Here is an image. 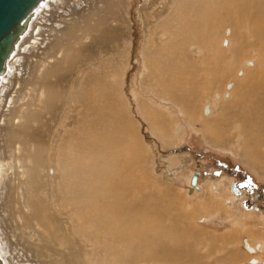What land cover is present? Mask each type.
Wrapping results in <instances>:
<instances>
[{"label":"rangeland","instance_id":"1","mask_svg":"<svg viewBox=\"0 0 264 264\" xmlns=\"http://www.w3.org/2000/svg\"><path fill=\"white\" fill-rule=\"evenodd\" d=\"M49 1L51 11L46 18L43 12L40 20L34 19L0 80V160L5 168L4 183L0 185V256L6 264L101 261L95 256L102 254L103 243H96L94 235L84 236L75 224L80 216L95 213L102 221L106 219V226L116 223L111 201L114 187L126 175L127 166L136 162V167L144 166L145 177L150 179L152 175L169 200L174 198L173 205L169 201V206L163 207L172 209L175 220L170 223L164 216L162 223V228L170 226L166 232L172 230L173 258L162 259L163 242L158 240L156 245L148 243L147 250L153 252L154 248L160 259L146 257L143 264H255L250 261L253 258L264 262L263 250L250 252L246 247L247 239L252 246L264 244V219L259 210L256 213L250 207L242 208L250 194L234 199L231 192V183L246 176L264 187V141L258 145L242 142L237 131L230 129L229 140L214 142L204 125L212 120L203 111L205 106L213 108V101H217L212 112L217 116L223 101L231 105L228 98L235 99L237 92L244 91L239 88L233 94L231 83L225 89L237 67L231 46L221 48L225 64L234 68L230 69L232 74L226 75L227 65L222 66V77H226L220 81L218 98L213 88L210 95L195 97L185 109L160 94L163 87L155 75H150L155 71L153 65L145 66L149 50L155 51L171 38L161 28L162 21L170 18L172 11H178L181 18H174L170 25L177 22L187 29L193 20L191 11L201 7L210 13L203 17L207 25L213 18L206 3L209 0ZM219 20L222 21L216 19L214 25ZM36 23L42 25L40 33L44 36L34 45L30 35ZM225 30L219 33L230 37ZM185 35L181 37L186 39ZM174 37L180 43L178 34ZM22 44L32 47L23 51ZM169 52L170 48L166 49L162 57ZM172 73L173 70L165 77L172 78ZM187 73H178L176 78H187ZM111 76L114 97L120 106L122 97L127 101L137 121L136 128L129 125L128 134L119 126L112 131L110 113H105L104 121L94 127L105 133L98 141L94 135L91 137L89 125L100 100L93 98L91 108L89 81L93 79L98 87L105 88ZM226 93L227 98H223ZM82 94L85 108L80 100ZM137 99L153 123L143 120ZM94 140V157L99 163L91 156ZM130 141L135 144L130 145ZM85 147L86 152L81 153ZM196 173L198 188L192 184ZM20 185L27 190V209L21 201ZM256 203L261 208L264 199ZM233 230L237 231L234 236ZM228 238L232 241H226ZM115 246L114 249H124L121 244ZM139 250L144 254V249Z\"/></svg>","mask_w":264,"mask_h":264},{"label":"bare ground","instance_id":"2","mask_svg":"<svg viewBox=\"0 0 264 264\" xmlns=\"http://www.w3.org/2000/svg\"><path fill=\"white\" fill-rule=\"evenodd\" d=\"M56 1L58 2L59 0ZM204 1H201V3L204 4ZM49 2L48 0H40L38 4L34 6L26 28L19 35L13 52L6 61L4 72L0 74V80L2 76L7 73L9 61L16 54L20 42L30 30L34 19L38 18L40 20V15L43 12L44 18H46L45 15H48L51 11L52 1L50 4ZM206 3L211 9V14L213 15V18L207 23V25L204 23L203 17H208L210 13L201 7L191 11L192 16L190 19L193 20L190 22V26H187L188 28L186 27L187 29L182 25H179L177 22H175L174 25H172V23L170 25V21H173L174 18H181V13L177 14L178 11H172L170 13V18L164 20V22L162 21L164 24L161 28H164V31L169 32L171 38L165 44L162 43L163 45L160 44L155 48V51L152 52L149 50L150 53L146 57L145 66L148 67L149 63L151 66L153 65L155 71H152L150 75H155L154 78L157 80L158 85L163 87L160 94H162L163 97H167L172 103L176 105L180 104V108L185 109L186 107H189V103L192 99L197 96L210 95V90L213 88L218 98V90H221L220 81L223 80L226 75L230 74V69L232 70V68H234L228 67L230 63L228 65L225 64V52L223 53L221 48L225 49L226 47L228 48L231 46L229 50L233 55L235 63L237 64H235V66L237 67L235 68V75L231 78L227 76L229 82L226 84L225 89H227V85H230L231 83L233 85L231 91L234 89L233 94H236V91L239 88L244 91L237 92V95H235L237 98L235 99L234 97L228 98L231 105H228L223 101L222 110L219 115H214L215 117L212 116V112L213 108L217 107L218 102L215 100L213 101L214 106L213 108L212 106H209L210 111H206L205 106L203 111H205L209 115L208 117L212 120L209 123H204V125L206 130L211 133L209 135L215 138L214 142L220 141L224 143L226 140H229L231 136L229 137L227 134L229 133V130L232 129L237 131L236 136L240 140L242 139V142L251 141L255 145H258V143L264 141V0H209L208 2L206 1ZM184 7L186 10L188 5H185ZM251 8L254 9L252 10ZM216 19H221L222 21L219 20L217 25H214ZM38 24L39 23L33 25L34 27H32L31 30L32 35H30L31 38H34L33 41L31 40L34 45L42 38L41 36H44V34L40 33L42 25L39 26ZM224 28L226 29L225 34L230 33V37L226 38L223 36L224 33H219ZM182 29H184V31ZM175 34H178L180 43L177 41L176 37H174ZM181 34H186L187 38L184 39L181 37ZM225 41H227L226 44H224ZM30 47H32V45L28 46V44H24L21 49L27 51ZM169 48V55L167 53V57H162L165 50ZM153 59L156 60L152 62ZM170 63H172L173 66H170ZM233 64L231 65L233 66ZM224 65H227V67H225L226 75L224 74L222 77V66ZM185 67H188V69L185 70ZM171 70L174 71L175 75L172 73V78L169 76L165 77V74H168ZM187 71L189 73H187V76L189 77L184 79L176 78V74L181 73L182 75ZM232 73L233 72H231V74ZM112 76L114 75L112 74ZM112 76L109 79L107 78V87L105 88L98 87L97 82L94 83L97 75L94 76V80L91 79L89 81L91 86V108L94 106L93 98H96L97 101L100 100L97 104L99 110L96 114L91 113L92 122L89 125V131L92 130L91 137L93 138L94 135L93 139L98 141L103 140L105 133H99L94 127L98 124L100 125V123L104 121L102 115L105 113H110L109 125L112 128V131L113 128L119 126L125 134H128L127 131L129 125L136 128L134 124H136L137 121L135 120L134 114L131 112L127 101L122 97L123 106H120L119 102L114 97L111 80ZM242 77H244V79L240 81L239 78ZM191 86L193 87L190 88ZM174 91L175 93H173ZM1 93L0 102L2 101ZM226 95L227 93L223 95V98H227ZM83 98L82 94L80 100L83 102L82 108H85ZM9 100L7 107L12 103V98ZM142 104L137 99V106L141 113V117L143 120L153 123L154 121L151 119L152 117L146 113L147 111L144 110ZM211 128L213 129L210 130ZM106 139L105 141H107ZM109 141L108 143H110ZM94 143L95 146L90 147L92 149V158L95 154V140ZM134 144L135 143L130 141V145ZM87 148L88 147H85L81 153L86 152ZM141 160V156L139 155L137 161L140 162ZM97 162L99 163L100 161L97 160ZM136 165L137 162L128 165L126 175L122 177L121 181L114 187L116 191L111 201L113 208L112 213L114 215L113 219L116 221L115 224L112 222L106 226V219L102 221L97 213L93 214V216H88L87 214L86 216H80L79 223L75 224V227L79 229V232L84 236L88 234L94 235L93 239L96 243H103L102 254L95 256L97 260L101 259V261L98 260L101 263L143 264L146 257L150 258L152 261L159 260L160 258L157 259V252L154 248L153 252L152 250L150 252L147 250L148 243L156 245L155 242L158 240H162L163 242V246L161 247L164 253L161 254V256H163L162 259L169 260L173 255L172 230L166 232L167 228L170 226L166 229L162 228V223L164 222L163 220H166L164 216L169 217L167 220L170 221V223L175 220L172 209L170 207H163L164 204L169 206V201L173 205L174 198L169 200L165 196L163 188L157 185L153 180L152 175L150 176V179L145 177L144 166L136 167ZM198 176L199 173H196L192 179V184L196 188L199 186ZM4 179L5 168L0 160V185L4 183ZM1 188L4 190L5 186L3 185ZM152 189L155 191H152ZM19 190L22 198L21 201L26 205L25 208L27 209L28 207L25 202L27 197L26 187L20 185ZM237 197L238 196L233 194L234 199H237ZM78 214L79 210L76 212V215ZM84 232H87V234H84ZM182 237L183 236L179 237L180 242H182ZM132 243H134L133 246ZM173 243H175V240ZM115 244H121L124 249H114ZM246 247L250 252L254 251V249H256L257 252L259 249H264V244L258 242L252 246L247 239ZM0 248L3 250L1 246ZM140 248L144 249V254L142 251L140 252ZM0 253L2 254L3 251ZM158 255H160V253ZM0 259L3 264H6L4 261L5 258L3 259L0 256ZM253 259L255 260L253 263H260V260ZM99 262L97 264H99ZM150 262L148 264H150ZM152 264L158 263L154 262Z\"/></svg>","mask_w":264,"mask_h":264},{"label":"water","instance_id":"3","mask_svg":"<svg viewBox=\"0 0 264 264\" xmlns=\"http://www.w3.org/2000/svg\"><path fill=\"white\" fill-rule=\"evenodd\" d=\"M39 1L0 0V74L4 72L6 61L12 54L19 35L26 28L34 6ZM206 111H210L209 106H206ZM251 261L255 260L251 259ZM0 264H3L1 259Z\"/></svg>","mask_w":264,"mask_h":264},{"label":"flooded vegetation","instance_id":"4","mask_svg":"<svg viewBox=\"0 0 264 264\" xmlns=\"http://www.w3.org/2000/svg\"><path fill=\"white\" fill-rule=\"evenodd\" d=\"M236 187H237V189H236ZM231 192H233L238 197H241L245 193L250 194L251 198L249 196L248 198H245L243 200V204L241 203L242 208L250 207V209H252V211L259 210L258 214H260L262 216V218L264 219V205L261 204L262 207L260 208V206L257 205V203H256L257 200L264 199V187H259V185L252 183L250 181V177L246 176L242 179V181L235 180L231 183ZM257 252H259V250ZM261 261H262V259H260L259 264H261Z\"/></svg>","mask_w":264,"mask_h":264},{"label":"crops","instance_id":"5","mask_svg":"<svg viewBox=\"0 0 264 264\" xmlns=\"http://www.w3.org/2000/svg\"><path fill=\"white\" fill-rule=\"evenodd\" d=\"M232 232H233V233H232V234H233V236L237 234V231H234V230H233ZM231 239H232V238H228V239H226V241H228V240L232 241ZM259 250H260V249H259ZM262 250L264 251V249H263V248H262ZM228 252H229V251H228ZM232 252H235V251H234V250H232ZM231 254H233V253H231ZM261 262H262V261H261ZM262 263H263V262H262ZM263 264H264V263H263Z\"/></svg>","mask_w":264,"mask_h":264}]
</instances>
